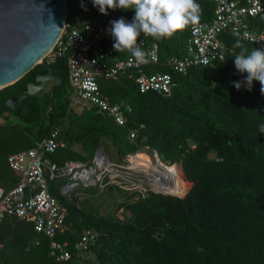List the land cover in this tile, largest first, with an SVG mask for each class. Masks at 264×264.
<instances>
[{
  "label": "trees",
  "instance_id": "1",
  "mask_svg": "<svg viewBox=\"0 0 264 264\" xmlns=\"http://www.w3.org/2000/svg\"><path fill=\"white\" fill-rule=\"evenodd\" d=\"M197 2L202 19L211 20L216 2ZM68 6L67 22L73 27L86 23L110 27V21L131 22L135 15L134 9H108L105 15L92 0H68ZM250 21L254 29L264 30L263 17ZM190 34L186 27L171 38L143 34L138 38L158 43L161 61L144 70L171 72L175 82L171 93L141 92L137 69L117 78L98 79L102 94L111 102L122 103L124 110L130 106L124 124L94 103L70 107L68 54L54 61L46 58L60 84L52 82L38 94L27 93L28 84L48 71L37 64L0 89V187L9 191L21 181L9 156L36 146L58 127V140L64 145L44 151L43 158L56 166L55 177L46 171L50 190L69 211L63 230L53 236L38 231L33 219H3L0 264H264V133L258 130L264 123L261 85L254 81L251 91L234 86L233 81L247 74L235 68L234 56L241 49L233 47L238 39L228 32L221 35L222 59L191 66L186 73L175 72L167 58L186 54ZM239 41L249 52L256 48ZM24 93L16 108L7 105L9 98H21ZM109 142L126 158L124 164L143 148H151L168 165L179 162L180 170L175 165L179 178L183 184L184 179L190 181V188L185 194H172L129 187L127 180L118 179V183L106 176L103 183L95 184L97 192L79 184L64 194L62 187L71 180L60 173L66 163L92 165L97 150L106 151ZM118 196L122 197L119 203ZM106 200L115 202V209L102 213ZM121 207L130 215L120 218L116 212ZM87 230L98 236L80 251L76 244ZM53 241L66 243L72 257L57 260Z\"/></svg>",
  "mask_w": 264,
  "mask_h": 264
},
{
  "label": "built area",
  "instance_id": "2",
  "mask_svg": "<svg viewBox=\"0 0 264 264\" xmlns=\"http://www.w3.org/2000/svg\"><path fill=\"white\" fill-rule=\"evenodd\" d=\"M214 1L216 7L211 20L202 19L199 13L198 22L187 26L191 34L186 54L171 55L167 58V64L175 72L186 73L191 66L211 65L216 59H222L223 33L228 32L238 40L251 42L256 48H264V30L254 29L250 21L257 16L264 18V0ZM108 28L92 23H86L82 28L73 27L66 22L61 37L46 58L48 61H54L57 57L68 54L70 107H76L80 102L94 103L111 114L118 123L124 124L125 112L130 106L124 110L122 103H113L108 96L103 95L99 78H117L126 71L137 69L136 81L141 92L153 89L171 93L175 82L171 72L149 73L144 70V66L161 61L157 42L149 44L145 39L137 40L138 46L145 52L143 60L138 61L130 52L126 56H120L119 51L113 48L114 43ZM59 131L56 127L49 136L38 141L36 146L9 156L11 167L20 172L22 177L9 191L0 187V223L7 216H17L33 219L38 231H44L51 236L63 230L69 214L68 207L51 192L46 171H49L50 178H53L57 175L56 166L43 158L44 151L53 152L64 145L58 140ZM132 136H135V132ZM128 169H131L129 165L105 161L97 155L92 165L68 161L60 173L70 176L71 180L62 187V191L68 194L79 184L90 186L103 183L106 176L110 181L117 180L119 183L118 179H123L128 181V185L138 186L137 180L131 177L135 175V172L131 171L135 170L131 169L129 172ZM97 236V232L87 230L81 235L76 248L80 251L87 249ZM65 245L66 243L58 241L52 242L57 260H69L72 257L71 251L66 249Z\"/></svg>",
  "mask_w": 264,
  "mask_h": 264
},
{
  "label": "water",
  "instance_id": "3",
  "mask_svg": "<svg viewBox=\"0 0 264 264\" xmlns=\"http://www.w3.org/2000/svg\"><path fill=\"white\" fill-rule=\"evenodd\" d=\"M68 12V0H0V89L21 79L37 64L45 65L48 71L28 84L27 93H40L50 81L62 82L46 57L64 31ZM27 93L9 98L7 105L16 108ZM96 155L109 161L103 147Z\"/></svg>",
  "mask_w": 264,
  "mask_h": 264
},
{
  "label": "clouds",
  "instance_id": "4",
  "mask_svg": "<svg viewBox=\"0 0 264 264\" xmlns=\"http://www.w3.org/2000/svg\"><path fill=\"white\" fill-rule=\"evenodd\" d=\"M92 3L105 15L108 9H134L131 22L124 18L110 21L111 26L107 31L114 40L115 50H127L138 61L145 58V52L137 44L141 34L155 39L171 38L177 31L197 23L200 13L197 0H92ZM233 47L241 49L234 56L236 70L247 74L243 80L233 81L234 86L237 90L246 87L251 91L253 82L259 81L260 93L264 95V48H254L249 52L239 40ZM258 130L264 133V123L258 125Z\"/></svg>",
  "mask_w": 264,
  "mask_h": 264
},
{
  "label": "rangeland",
  "instance_id": "5",
  "mask_svg": "<svg viewBox=\"0 0 264 264\" xmlns=\"http://www.w3.org/2000/svg\"><path fill=\"white\" fill-rule=\"evenodd\" d=\"M49 86H51L49 84ZM106 153L110 159L111 162L113 163H117L119 165H124V162H126V158L123 157L118 151L117 149L115 148V146L113 144H111L110 142L106 144ZM145 154V156L148 157V161L150 160L151 162L150 163H154L156 165H160L161 163L163 164L164 162L160 159L159 155L157 153H155L151 148H143L141 149L137 154L133 155V156H138V155H143ZM130 163V162H129ZM166 164V163H165ZM179 165H181L179 162H178ZM95 165V163H94ZM137 167H139L140 169L141 166H138V165H135ZM170 166V165H169ZM163 167V166H162ZM172 167V165H171ZM130 168L135 170V171H131V169H128L129 172H135V175H132L131 177L134 179V180H137V183H138V186L142 189H147V188H153L155 189L154 187H156V183L155 181H151L152 179H149L140 169H137V168H134L130 165ZM144 170V169H142ZM138 171V172H137ZM144 171H147L146 169ZM148 172V171H147ZM180 176V175H179ZM116 182V181H114ZM189 184L187 182L184 181V184L181 182V177H180V181L178 183V188L176 189L178 192L180 193H184L185 192V189H186V192L188 191V189L190 188L191 186V182L188 181ZM188 184V186H187ZM129 187H132V185H127ZM88 190L90 191H93V192H97L98 191V188L95 186V185H92V186H88ZM157 188V187H156ZM156 190V189H155ZM185 192V193H186ZM184 193V194H185ZM183 194V195H184ZM121 196H118L117 197V203H119L121 201ZM100 203V201H99ZM115 202L114 203H110L109 200H106L102 207L100 208L101 209V212L102 213H108V212H112L115 208ZM95 206L97 207L98 205L95 204ZM116 214L120 217V218H124L125 216H129L130 215V212H124V209L123 207H121L117 212Z\"/></svg>",
  "mask_w": 264,
  "mask_h": 264
},
{
  "label": "bare ground",
  "instance_id": "6",
  "mask_svg": "<svg viewBox=\"0 0 264 264\" xmlns=\"http://www.w3.org/2000/svg\"><path fill=\"white\" fill-rule=\"evenodd\" d=\"M129 160L131 163L130 165L132 167L140 169L139 167L135 166L138 165L141 166L142 169H146L148 171L147 172L140 169L149 179H152L151 181H155L157 188H154L156 190L172 192L174 194L178 193L176 189L178 188L180 178L177 169L175 168V165H177L180 170L178 163L173 164L172 167L171 165L169 166L165 163L156 165L154 163H150L151 161H148V157L145 156V154L138 156H130ZM184 181L187 182L185 179Z\"/></svg>",
  "mask_w": 264,
  "mask_h": 264
},
{
  "label": "flooded vegetation",
  "instance_id": "7",
  "mask_svg": "<svg viewBox=\"0 0 264 264\" xmlns=\"http://www.w3.org/2000/svg\"><path fill=\"white\" fill-rule=\"evenodd\" d=\"M52 82H53V81H50V82L47 84V86H48L50 83H52ZM47 86H46V87H47Z\"/></svg>",
  "mask_w": 264,
  "mask_h": 264
}]
</instances>
